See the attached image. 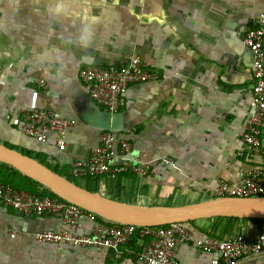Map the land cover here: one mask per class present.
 I'll use <instances>...</instances> for the list:
<instances>
[{
  "label": "crops",
  "instance_id": "0c3cea01",
  "mask_svg": "<svg viewBox=\"0 0 264 264\" xmlns=\"http://www.w3.org/2000/svg\"><path fill=\"white\" fill-rule=\"evenodd\" d=\"M263 12L264 0H0V145L77 178L72 167L87 163L107 132L83 119L94 111L80 71L121 67L139 56L157 79L130 88L113 133L131 150L112 164H148L149 173L100 176L92 179L94 191L128 204L176 207L213 199L222 181L241 185L244 172L264 173V128L259 151L243 144L253 65L244 38ZM34 109H51L77 124L38 142L21 131ZM86 178H77L81 186ZM105 223L86 215L79 233ZM216 225L212 237L243 235L250 243L264 230L263 219H208L191 227L202 238ZM66 229L60 217L24 216L0 205V264H141L149 241L58 249L35 237ZM176 253L180 264L220 257L192 241L179 243ZM239 264H264V250Z\"/></svg>",
  "mask_w": 264,
  "mask_h": 264
},
{
  "label": "built area",
  "instance_id": "2783aa9c",
  "mask_svg": "<svg viewBox=\"0 0 264 264\" xmlns=\"http://www.w3.org/2000/svg\"><path fill=\"white\" fill-rule=\"evenodd\" d=\"M253 56L251 110L243 134V144L250 153L260 150L264 128V12L254 27L244 38ZM82 81L88 86L92 101L105 111L117 114L128 105V93L133 85L157 79L152 68L139 56L130 57L121 67L87 66L80 71ZM40 85L45 87V82ZM75 119L61 118L51 109H34L25 114V124L21 131L38 142H46L51 132L60 136L75 126ZM65 144L59 138V147ZM131 150L128 140L118 138L112 132H105L101 144L92 152L87 163H77L72 174L77 178L125 173L145 176L148 164H124L114 166V158ZM164 163H172L168 158ZM264 196V173L261 168H252L242 174V184L232 185L222 181L213 192V198L222 197H262ZM0 205L11 208L24 216H54L62 218L68 229L64 231L46 230L35 235L43 243L54 244L58 249L64 246L80 248L119 249L127 245L135 236L149 239L140 256L141 264H180L176 247L181 242L192 241L205 253H218L219 258L211 264H239L245 258L260 254L264 250V230L256 242L250 243L243 235L230 239L206 236L195 238L191 225L174 223L166 226L137 227L127 224H100L89 234H80L82 220L86 215L94 216L79 206L65 200L40 197L26 191H19L10 185L0 183ZM264 221V219H263Z\"/></svg>",
  "mask_w": 264,
  "mask_h": 264
},
{
  "label": "water",
  "instance_id": "95a60500",
  "mask_svg": "<svg viewBox=\"0 0 264 264\" xmlns=\"http://www.w3.org/2000/svg\"><path fill=\"white\" fill-rule=\"evenodd\" d=\"M90 101L94 114L84 115V121L101 130L117 132L120 114L105 112ZM0 163L41 184L60 199L111 223L158 227L215 218L264 219V196L213 198L176 207L139 206L112 200L101 191L91 192L36 158L5 145H0Z\"/></svg>",
  "mask_w": 264,
  "mask_h": 264
},
{
  "label": "trees",
  "instance_id": "16d2710c",
  "mask_svg": "<svg viewBox=\"0 0 264 264\" xmlns=\"http://www.w3.org/2000/svg\"><path fill=\"white\" fill-rule=\"evenodd\" d=\"M8 147V146H7ZM12 149L17 150L14 147H9ZM23 154H26L28 156H32L34 158H36L37 160L41 161L43 164L47 165L48 167H50L44 160H42L41 157L39 156H33L32 153L30 152H23L21 151ZM51 168V167H50ZM53 169V168H51ZM55 172H57L58 174L67 177L70 181L78 184L81 186V184L78 182V180L74 177H72L71 175H68L67 173H62L60 171H58L56 168L53 169ZM87 184H86V188L87 190L91 191V192H95L94 188L92 186V179H95L93 177H87ZM0 183L4 184V185H10L12 188L19 190V191H26V192H30L32 194L38 195L40 197H50V198H54V199H60L59 197H57L54 193H52L49 189L45 188L44 186H42L41 184L32 181L31 179H29L28 177L20 174L18 171L14 170L12 167L10 166H6L0 163ZM62 200V199H60ZM99 221L102 222H107L105 220H103L101 217L94 215ZM240 220L239 218H215V221H221V220ZM111 223V222H108ZM189 225H191L192 227L195 226L196 222H191L188 223ZM217 225L214 227L213 231L210 233V236L214 233L217 232ZM134 240H138V236H135L133 238Z\"/></svg>",
  "mask_w": 264,
  "mask_h": 264
},
{
  "label": "rangeland",
  "instance_id": "374dc122",
  "mask_svg": "<svg viewBox=\"0 0 264 264\" xmlns=\"http://www.w3.org/2000/svg\"><path fill=\"white\" fill-rule=\"evenodd\" d=\"M42 160H43V159H42ZM76 179H77V178H76ZM77 180H78V182L81 184V182H80L81 180H79V179H77Z\"/></svg>",
  "mask_w": 264,
  "mask_h": 264
}]
</instances>
